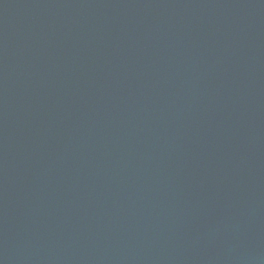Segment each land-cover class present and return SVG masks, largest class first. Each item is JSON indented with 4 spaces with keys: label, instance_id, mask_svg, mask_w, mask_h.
<instances>
[{
    "label": "water",
    "instance_id": "obj_1",
    "mask_svg": "<svg viewBox=\"0 0 264 264\" xmlns=\"http://www.w3.org/2000/svg\"><path fill=\"white\" fill-rule=\"evenodd\" d=\"M0 264H264V0H0Z\"/></svg>",
    "mask_w": 264,
    "mask_h": 264
}]
</instances>
